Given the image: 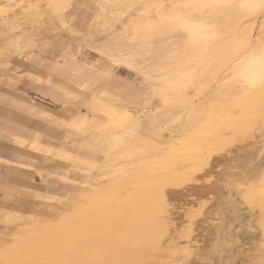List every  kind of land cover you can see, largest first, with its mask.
<instances>
[{
    "label": "bare ground",
    "instance_id": "obj_1",
    "mask_svg": "<svg viewBox=\"0 0 264 264\" xmlns=\"http://www.w3.org/2000/svg\"><path fill=\"white\" fill-rule=\"evenodd\" d=\"M74 1L87 7L97 4L104 15L102 24L117 23L123 17L121 32L132 39H143L157 58L165 57L157 44L171 43L169 54L176 64L160 70L163 75L157 79L162 83L159 94L171 96L173 101L167 108L178 105L185 116L179 114L172 119L182 121L180 130L170 131L165 134L170 140L161 141L157 134L164 132L156 125L157 117L151 119L138 109L145 103V96L124 71L114 74L92 60L89 52L77 50L72 55L64 47L59 50L55 40L39 44L31 34L19 33L8 47L0 45L11 59L23 56V67L27 69L19 70L24 75L21 81L32 83L42 93L11 90L8 85L16 80L11 71L20 75L18 68L2 72L0 89L5 86L9 94L27 99L30 106L20 109L23 111L15 117L11 113L19 108L0 102V132L8 135L19 152L27 153L28 161L37 158L35 152L52 151L54 158L68 164L67 171L100 173L99 180L93 182L86 177L77 193L74 189L66 191L74 199H67L53 222L37 219L25 230L20 227V237L0 248V264H264V159L257 161L241 186H233L227 194L216 183L205 187V191L196 184L190 186L198 178L214 174L220 162L216 158L219 147L230 146L231 139L226 136L229 123L234 135L253 129L251 124H256L255 117L260 113L252 109L264 106V20L258 33H254L264 11V0H15L14 6L20 2L22 12L4 18L0 2V27L15 28L23 20L40 34L48 31L47 24L64 28L70 19L72 33L84 32V24L64 14ZM140 32H144L141 37ZM52 57L57 60H49ZM30 74L76 94V89L65 87L63 78H70L76 86L90 87L87 93L81 91L77 95L94 113L93 118L87 116L89 119L82 123L80 99L34 85L37 81L29 79ZM217 77L223 94L194 101L198 93L208 89V81H216ZM235 84L240 88L225 92ZM165 87L170 93H163ZM189 88L192 91L187 93ZM238 104L244 109L241 118H234L233 107ZM104 109L117 119L114 123L105 120ZM54 122L58 124L54 126ZM80 123L95 125L89 139L60 150V140H56L59 128L65 138H71L70 128H77ZM254 139L243 147V155L264 153L253 149L255 144L264 147V124ZM113 154L117 156L112 160ZM120 158L125 169L117 171L112 163ZM14 163L13 157L0 153V165L10 167ZM2 168L0 181L9 182ZM106 178L110 180L104 181ZM185 186L202 197L216 194L213 210H209L211 227L205 228L202 244L193 237L195 224H187L180 231L174 228L171 207L181 195L177 189ZM18 208L0 204V221L6 225L16 222V214L4 211L17 212Z\"/></svg>",
    "mask_w": 264,
    "mask_h": 264
},
{
    "label": "rangeland",
    "instance_id": "obj_2",
    "mask_svg": "<svg viewBox=\"0 0 264 264\" xmlns=\"http://www.w3.org/2000/svg\"><path fill=\"white\" fill-rule=\"evenodd\" d=\"M14 1L15 0H0V2L2 3V7H3L2 18H4L5 15H10V14H13L14 12H18V13L22 12L21 3L18 2L14 6V3H15ZM43 10L44 8L40 9V11H43ZM64 14L69 17H72V19L73 20L75 19V21L76 20L79 21L81 25L84 24L86 31L81 32V33H77L78 31L75 33H72L69 27L70 24H72V22L69 19V24H67V26L65 25L64 28L59 27L60 25L54 26L52 23H49L45 27V29L47 28L49 33L48 31L45 30L46 32L42 31L43 33L39 34V33H34L32 26L24 23L23 20L21 21L19 20L18 24L13 26L15 28L0 27V30H1L0 31V45L2 47L3 46L8 47V45H10L11 43L15 41L16 36H19L20 34L21 35L31 34V36H33L32 39L38 42L39 44H50L53 40H55V42L58 44L62 43L61 45L64 47V49L69 50L70 52L71 51L76 52V50H84V51L91 52L100 65L109 68L114 74L118 73L119 70H124V72L126 73V76H128L132 80L133 86L135 88H139L145 96V103L143 104L141 108H138V109L143 110L144 115L150 117L151 119H155L157 117L156 120L159 122H157L156 125H158L159 128L163 129L162 131L164 132V134L158 133L157 137L161 141L170 140L165 134H168L172 130L173 131L180 130V127L182 124V121L173 122L172 119L179 114H182L183 117L185 116V113L180 109V106L178 105L172 106L173 107L172 109L167 108V104L173 101V98L171 96H163V95L161 96L159 94L162 88L161 86L162 83H160V81L157 79L159 78L161 74L163 75V72H161L160 70H162V67L164 66L165 67L168 66L167 68H169L171 65V68H172L176 64V61H174V59H172L169 54L171 50V43L168 41L167 42L163 41L161 43H158L157 47L162 49V54H164L165 57L164 59L155 57L154 54L148 49L150 47L148 43H143V39H137V40L132 39L129 34L126 35L121 32L120 20L122 21L123 17L120 18V20L117 23L111 22L107 24H102L101 18L102 20H104V15L103 14L101 15V9L100 7H98L97 4L95 5V3L90 4V6L87 7L83 5L80 1L78 2L74 1L71 3V6H69V8L64 11ZM263 20H264V11L261 15H259V18L257 20L255 30H254L255 34H257L258 31L263 26L262 24ZM49 27L50 28L53 27V28L48 29ZM31 30L34 34L31 32ZM143 34L144 32H140L139 36L141 37ZM3 35H5V37ZM37 38H39V40ZM2 47L0 48L2 49ZM1 49H0V75L2 76V72L9 70L10 68L16 67L18 68L17 70L20 75H17L13 73L12 71H11V74L21 77V75L23 74L19 70L25 71V67H23V62L25 59L23 58V56L16 55L15 56L16 58L14 57L11 59V56L9 55V53ZM21 59H23V61ZM4 60H6L7 62ZM22 77H24V75ZM29 79L37 80V82L41 83L43 87L50 88L56 91L60 90V92L62 93H67L72 98H75V99L81 98L79 97V95H77L79 94L78 92L81 93V91L76 90L75 91L77 92L76 94V93H73L72 90L69 92L64 89H59L58 87H53L50 83L42 82L36 77H34L32 74L29 75ZM55 81L54 83L58 84L57 80ZM208 82H210L208 89L205 90L204 92L198 93L196 95L197 97L194 98V101H197V102L205 101L208 98L215 97V94L218 96L223 94L222 92L223 90H221V88H219L217 85L219 83V77H217L216 81H208ZM233 86H234L233 88L226 90L225 92H230V91L234 92L236 91L237 88H240L238 84H235ZM165 89L166 87L163 88L162 91H165L163 93H170L169 91H167V89L166 90ZM191 91L192 89L189 88L187 90V93H190ZM85 98L87 99L88 97H85ZM165 101L166 103H164ZM80 102L82 103V104L80 103V108H79L81 112L80 119L82 120L81 122L84 123L90 117L93 118L94 113L87 109L86 103H84L83 100L80 99ZM233 109L235 111L233 113L234 118H241L239 116H242L241 113L244 109L242 105L238 104L236 107H233ZM255 109H256V113H260V115H257L259 116L257 118L255 117L256 124L255 125L251 124V126H254V128L251 129L250 127L248 129L249 131L246 130L245 132L243 131L239 133L238 135H234L233 132L231 131V126H230L231 122H230L228 126L229 127L228 133L226 134V136H228L231 139L229 143L230 146L226 144L227 147L223 149L219 147V152L216 158L219 159L220 162L216 166V168L213 170L214 174L210 175L209 177L205 179L198 178L196 181L191 183L190 186H192L193 184L194 185L196 184L199 188H202V190L205 191L204 190L205 187H208L211 183H213L214 185L216 183L218 185L220 184L222 186V192L224 194H227L230 188H232L235 185L241 186L242 182L248 178L249 174L253 170L254 165L257 164V161L260 160L261 158L264 159V153L261 155L257 153L253 157L243 155V147H245L249 142H251L250 140L252 139L255 140L254 137L258 134V131L261 129V127L264 124L263 122L261 123L262 118L264 116L260 117L261 114H263L264 112V106L263 107L258 106L256 108H253L252 110L255 112ZM219 111L220 109H218V112ZM106 112L107 113L102 112L103 116L105 117V120H107L108 123L110 122V124L112 122L114 123V121H116L117 119H114V118L112 119L110 115L111 113L108 112L107 110ZM94 119L96 120V118ZM253 119H254V116H252V118L249 119L250 122ZM164 123H166V125ZM94 130H95V125L87 124V125L82 126V124L80 123L77 128H74V129L70 128V132H72L73 136L71 138H65V133L62 132L63 129L59 128V131L62 132L63 137L60 140V144L59 145L57 144V146L58 148H60V150H63L66 146L71 147V144L79 145L81 141H84L85 143V139H89V137L91 136V133H93ZM252 133L254 136L252 135ZM74 134L78 136H75ZM64 139H67L66 142L68 144L65 142ZM254 148L257 150V152L258 150H261V152H264V147L262 144H255L253 146V149ZM53 152H56V151H53ZM44 154H50L51 156L54 155L52 151L49 153H44ZM241 155L243 157H241ZM37 156L39 158L43 157L42 154H37ZM116 156H117L116 154H113L111 156V159L113 160L114 158H116ZM52 157L54 158V156ZM122 161L123 160L120 158L119 161L112 163V165H114L117 171H121L125 169V167L122 165L123 163ZM74 165L76 167L79 166L77 163H74ZM50 166L52 168L59 167V166L60 167L64 166L67 168L68 164L64 161L59 160V158H54L53 161L50 162ZM25 171L29 172L28 170H25ZM68 172H69L70 180H65L66 183H62L63 181H61L57 176L51 175V174H55L53 171L50 175L47 174L45 178L35 173L36 175L35 174L33 175L34 178L31 179L32 181L29 180L25 185L20 186V187L14 186L12 189L13 191L12 194H9L8 196L3 197L2 192H0V197L4 199H8V201L6 202L7 204H11V205L19 207L17 212L4 211V212L16 214V216H18L19 219H17L16 222L13 221L14 223L9 222L8 223L9 225L8 224L6 225V222L0 221V232H1L0 233V248L2 246L8 247L10 245V242L16 240L15 238L20 237V233H21L19 229L20 227H21V230H25L26 227H28L27 225H31L37 219L41 221L53 222L54 220L52 219H55L56 215L59 214L63 210V208L66 206L67 199L68 200L74 199L73 196H68L66 194V191L71 192L74 189V192L77 193L78 191H80L79 188L82 186V183L83 181H85L86 177H87V180H89L90 182H93L96 179L99 180L97 175L100 174V173H97L96 171H90L87 173L79 169H72V170L70 169ZM29 177H32V176H29ZM105 180H110V179L106 178L104 179V181ZM189 188L190 187L185 186L183 188L177 189V192L181 193L180 195L181 197L179 196L178 199H176L177 201L175 200L171 207L173 218H174V228H176L175 230L180 231L187 224H190V223L195 224L193 237L202 244L205 240L204 237H206L205 228L211 227L210 226L211 225L210 224L211 215H210L209 210H213V207L216 201L215 200L216 194L211 193V195L209 196L202 197L198 193L196 194L192 193V190ZM57 200L59 201V203H57ZM204 205H205V208H204ZM190 209L191 210L195 209V210L191 211ZM14 234L16 235L14 236Z\"/></svg>",
    "mask_w": 264,
    "mask_h": 264
},
{
    "label": "crops",
    "instance_id": "obj_3",
    "mask_svg": "<svg viewBox=\"0 0 264 264\" xmlns=\"http://www.w3.org/2000/svg\"><path fill=\"white\" fill-rule=\"evenodd\" d=\"M61 47L63 48V46L61 44H59L57 48L59 50H62ZM63 50H65V49L63 48ZM65 51L70 52L69 50H65ZM71 53L73 55V53H76V52L71 51ZM84 53H88V51H84ZM89 53H90L89 57L92 60H94L95 59L94 55L91 52H89ZM52 59L57 60L56 58H53V57L50 58L49 60L52 61ZM26 69L27 68H25V71H26ZM122 71H124V70H122ZM32 74L37 75L36 73H32ZM21 76H23V75H21ZM15 78H16V80L13 79V82H10L11 84L8 85V88H10L11 90H13V89L15 91L19 90L21 93H24V94H36V93L42 94L41 91L37 87L33 86L32 83L30 84L28 82H22L21 81V80H23L22 77L15 76ZM24 80H28V79H24ZM53 80L55 81V80H57V78H53ZM32 81L36 82L37 80L34 79ZM36 83L37 84H34V85L43 87L39 82H36ZM63 84L68 89L74 88V89L82 91L84 93H87L89 91V88H90V87H86L87 85L85 86L84 84H80V85L76 86L73 84L72 80L70 78H67V77L63 78ZM8 88H5V86H4L0 89V102L5 104L7 107H9V106L10 107H14V106L18 107L19 108L18 112L14 113V111H12V113H11V115L15 114V117H17L18 115H20L21 111H23L20 109L25 110L28 106H30V104H29V101L27 99H24V98L16 96V95L9 94ZM43 88L51 90V91H53V92H55L61 96L65 95V93L60 92V90L56 91V90H52V89L46 88V87H43ZM3 89H5V90H3ZM61 96H57V97H61ZM59 101L62 102V98ZM1 118H3L2 114H0V119ZM55 124H58V122H54V126H55ZM0 129H2V128L0 127ZM59 132H60V134H59V136L56 137V140H61L63 137L62 132L61 131H59ZM68 147H70V146H68ZM19 150H20V148L18 146H16L14 143L9 141L7 134H5L4 132H0V153H4L5 156L13 157V160L16 161V163H14L13 166H11L9 164L10 167H8L6 165L5 166L0 165V167H3L2 171L9 178V182L0 181V192H2L3 197L4 196L6 197L9 194H12V192H13L12 189L14 186L20 187V186L25 185L29 180L34 178L33 175L35 173H37L40 176H42L43 178H45V176L47 174L50 175L53 171L55 174H51V175L57 176L61 181H63L62 183H66L65 180L62 179V177L63 176H64L63 178L69 177V172L66 170V167H64V166H62L63 168L60 166L52 168L50 166V162H52L54 158L50 154H44L40 151L35 152L36 154H42L43 157L42 158H39L38 156H37V158L32 157V160L28 161L29 159L25 158L27 153H25L23 151L19 152ZM16 154L18 156L15 157ZM25 170H28L29 172H26ZM29 176H32V177H29ZM7 201H8V199H4V198L0 197V204H3L5 206H14L11 204H7L6 203Z\"/></svg>",
    "mask_w": 264,
    "mask_h": 264
}]
</instances>
